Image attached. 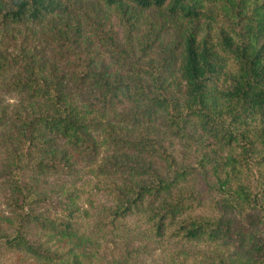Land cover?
Listing matches in <instances>:
<instances>
[{
    "label": "trees",
    "instance_id": "trees-1",
    "mask_svg": "<svg viewBox=\"0 0 264 264\" xmlns=\"http://www.w3.org/2000/svg\"><path fill=\"white\" fill-rule=\"evenodd\" d=\"M0 264H264V0H0Z\"/></svg>",
    "mask_w": 264,
    "mask_h": 264
}]
</instances>
